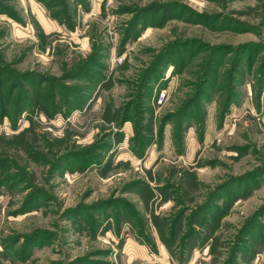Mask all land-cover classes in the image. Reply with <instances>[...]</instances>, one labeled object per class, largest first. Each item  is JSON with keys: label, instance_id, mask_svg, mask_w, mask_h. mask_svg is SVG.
I'll use <instances>...</instances> for the list:
<instances>
[{"label": "rangeland", "instance_id": "obj_1", "mask_svg": "<svg viewBox=\"0 0 264 264\" xmlns=\"http://www.w3.org/2000/svg\"><path fill=\"white\" fill-rule=\"evenodd\" d=\"M0 264H264V0H0Z\"/></svg>", "mask_w": 264, "mask_h": 264}, {"label": "built area", "instance_id": "obj_2", "mask_svg": "<svg viewBox=\"0 0 264 264\" xmlns=\"http://www.w3.org/2000/svg\"><path fill=\"white\" fill-rule=\"evenodd\" d=\"M163 97H164V92H163V91H160V92L158 93L157 100H158V101H161V100L163 99Z\"/></svg>", "mask_w": 264, "mask_h": 264}]
</instances>
